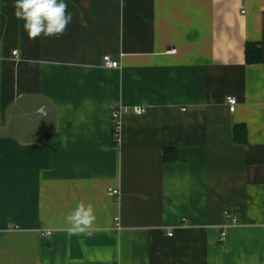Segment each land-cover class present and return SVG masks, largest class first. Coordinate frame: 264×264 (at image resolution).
<instances>
[{
	"label": "crops",
	"instance_id": "crops-1",
	"mask_svg": "<svg viewBox=\"0 0 264 264\" xmlns=\"http://www.w3.org/2000/svg\"><path fill=\"white\" fill-rule=\"evenodd\" d=\"M14 2L0 0V264H264V0H65L64 34L35 40ZM80 201L96 219L69 234Z\"/></svg>",
	"mask_w": 264,
	"mask_h": 264
},
{
	"label": "clouds",
	"instance_id": "clouds-1",
	"mask_svg": "<svg viewBox=\"0 0 264 264\" xmlns=\"http://www.w3.org/2000/svg\"><path fill=\"white\" fill-rule=\"evenodd\" d=\"M14 16L24 21L23 28L32 40L41 36L59 38L72 21L65 0H15ZM95 219L94 206L80 201L66 216L67 231L69 234L88 232Z\"/></svg>",
	"mask_w": 264,
	"mask_h": 264
},
{
	"label": "built area",
	"instance_id": "built-area-1",
	"mask_svg": "<svg viewBox=\"0 0 264 264\" xmlns=\"http://www.w3.org/2000/svg\"><path fill=\"white\" fill-rule=\"evenodd\" d=\"M15 53V50L13 51ZM103 62L105 65L110 66V67H116L119 65V61L116 59L110 58L109 55H104L103 56ZM229 110L233 111L235 109L237 99L233 95H229L226 98ZM125 109V107H117L113 106L112 114L114 117V139L118 143V138H119V116L121 112ZM144 110L143 106H134L133 111L136 113H140ZM109 191H111L114 194H119V190L116 188L109 187ZM225 217L227 219L226 223L221 227L219 236H218V241H223L226 236V227L229 224H234L237 222L236 215L233 214L229 209H225L224 211ZM42 234H48L50 233L48 230L41 231Z\"/></svg>",
	"mask_w": 264,
	"mask_h": 264
},
{
	"label": "trees",
	"instance_id": "trees-1",
	"mask_svg": "<svg viewBox=\"0 0 264 264\" xmlns=\"http://www.w3.org/2000/svg\"><path fill=\"white\" fill-rule=\"evenodd\" d=\"M245 51H246V56L249 60H258L259 47H256L255 44L247 43ZM233 138L236 142H244L246 140V131H245L243 124L235 125L234 132H233ZM114 143L117 144V141H115V139H114ZM168 154H169V151L165 149L163 152L164 158L172 159L175 157V151H173V154L171 156H169Z\"/></svg>",
	"mask_w": 264,
	"mask_h": 264
},
{
	"label": "bare ground",
	"instance_id": "bare-ground-1",
	"mask_svg": "<svg viewBox=\"0 0 264 264\" xmlns=\"http://www.w3.org/2000/svg\"><path fill=\"white\" fill-rule=\"evenodd\" d=\"M223 226V225H222Z\"/></svg>",
	"mask_w": 264,
	"mask_h": 264
}]
</instances>
